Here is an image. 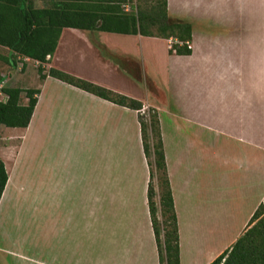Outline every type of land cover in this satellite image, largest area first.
I'll use <instances>...</instances> for the list:
<instances>
[{"label": "crops", "instance_id": "obj_1", "mask_svg": "<svg viewBox=\"0 0 264 264\" xmlns=\"http://www.w3.org/2000/svg\"><path fill=\"white\" fill-rule=\"evenodd\" d=\"M168 10L172 18L199 27L193 26L191 55L170 54L165 38L64 28L43 67L139 100L142 112L158 111L180 264H210L232 247L264 205V0H168ZM80 31L87 48L83 65L75 61ZM159 39L166 43L161 68L153 64L152 44L146 45ZM146 69L152 89L144 81ZM39 88L31 121L21 129L20 149L50 117L63 114L81 116V128L105 135L92 144L81 141L82 148L92 150L88 157L65 148L63 154L41 158L39 168L34 162L40 170L36 175L34 163H27L24 186H17L18 155L9 166L0 152L9 176L0 204L12 186L11 196L33 191L41 196L40 259L13 256L36 264H160L138 111L52 76ZM132 144L139 152L131 158Z\"/></svg>", "mask_w": 264, "mask_h": 264}, {"label": "trees", "instance_id": "obj_2", "mask_svg": "<svg viewBox=\"0 0 264 264\" xmlns=\"http://www.w3.org/2000/svg\"><path fill=\"white\" fill-rule=\"evenodd\" d=\"M37 2L43 3L37 6ZM0 0V60L14 68L17 59L39 63L41 79L52 76L116 104L138 111L144 154L150 167L148 205L158 246L160 264H180V235L177 214L168 176L159 113L155 108L142 112L144 104L89 80L51 67L42 66L55 53L64 28L141 34L173 40L169 53L192 54V24L169 15L168 0ZM130 5V8L127 7ZM5 48L9 54L1 50ZM6 76L0 71V131L3 127H28L39 87L22 89L3 86ZM25 92L27 102L22 103ZM158 184L153 179L155 172ZM8 171L0 159V200L8 182ZM157 189H159L157 191ZM210 264H264V205L260 204L246 230L231 248Z\"/></svg>", "mask_w": 264, "mask_h": 264}, {"label": "rangeland", "instance_id": "obj_3", "mask_svg": "<svg viewBox=\"0 0 264 264\" xmlns=\"http://www.w3.org/2000/svg\"><path fill=\"white\" fill-rule=\"evenodd\" d=\"M131 1L132 4H136V0ZM189 1L194 2V0ZM42 5L43 3L37 4V6ZM127 7L130 8V5H127ZM189 14L192 15L193 12H189ZM193 26L195 29H199V27L195 25V22H193ZM82 34L83 33L81 31L77 33L76 35L79 39L75 41L78 54V60L76 59L75 61L77 64L80 63V65L84 64L83 59L87 53L86 44L84 43L85 41ZM167 40L169 45L173 43V40ZM149 42L152 44L151 46H153L151 53L156 54L153 64L161 68L163 63L166 62V58L162 52L165 50L166 43L159 39L154 41H146V45L149 44ZM1 52L5 55L9 54L8 50L5 48H3ZM89 54L91 53L89 52ZM89 62H92L91 58L89 59ZM38 66L39 63L32 60L25 61L23 59H17L15 67L11 68V64L0 60V71L6 76V80L2 85L20 87L24 90L27 88L39 87L42 79L40 72L38 71ZM44 69L45 73H47L48 69L46 67H44ZM89 69L94 72L96 70L94 66L93 68L90 66ZM133 74H136V72L134 71ZM163 75L165 74L163 73ZM138 77H140V73H138ZM149 79L153 78L149 70L146 69L144 81L151 88V80ZM2 95L3 93L0 91V98L3 97ZM21 101L22 103L27 102L25 92L22 93ZM210 101H215V99ZM145 111L146 118H149L147 109H145ZM80 117L81 116L65 114L53 116L52 118L50 117L49 120L45 122V125L40 127L39 132L36 135H33L32 140L30 138L27 143L25 142L23 144V150L22 148L20 149V146L22 145L21 136L23 135V131H21V129L7 127H3L1 129L0 152H3V155L6 157L9 166L10 160H13L15 156L18 155L14 162L16 164L15 171L17 170L20 181H18L19 183L17 186L25 185V168L27 167V163L35 162L39 168V162L41 158H51L52 156L63 154L65 148L74 149V154L76 155L89 156V152L91 153L92 150L88 148L87 150L89 152H87L86 149L82 148L81 141L88 139L91 143V141L95 140V138L97 140H101L102 136L105 135V131H98L96 134L91 131H86L84 128L79 126L77 119ZM84 119L86 121L87 118ZM134 131L135 129H133V125H130L129 137L131 141H133L135 138L133 136ZM42 135L45 137L43 138ZM42 138L44 141L48 139L47 144H42ZM135 152H139L138 147L136 144H132L129 148L128 155H130L132 158ZM35 163L33 166L34 175L37 173L39 174L40 172V170H38L35 166ZM154 172L155 177L153 182L155 185H157V174L155 170ZM158 190L159 189H157V191ZM10 191H13V186L11 190L8 189L4 204H0V206L2 205L0 208V264H36L13 255L19 253L30 258L40 259L42 253V242L40 241L42 214L39 210L41 207V196L39 193L37 194L33 191V194L15 197L13 194L12 196L9 195ZM11 197L13 198L10 199ZM8 252L10 255L7 254ZM54 252L55 250L52 251V253Z\"/></svg>", "mask_w": 264, "mask_h": 264}, {"label": "built area", "instance_id": "obj_4", "mask_svg": "<svg viewBox=\"0 0 264 264\" xmlns=\"http://www.w3.org/2000/svg\"><path fill=\"white\" fill-rule=\"evenodd\" d=\"M171 40V39H170ZM3 97L1 98L2 100H4L6 97L4 95H2Z\"/></svg>", "mask_w": 264, "mask_h": 264}]
</instances>
